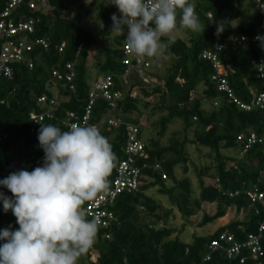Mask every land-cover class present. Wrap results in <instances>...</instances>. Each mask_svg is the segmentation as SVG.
I'll return each mask as SVG.
<instances>
[{"label": "trees", "instance_id": "obj_1", "mask_svg": "<svg viewBox=\"0 0 264 264\" xmlns=\"http://www.w3.org/2000/svg\"><path fill=\"white\" fill-rule=\"evenodd\" d=\"M11 1L0 0V14ZM32 1L39 7L31 8ZM247 1L194 0L203 31L188 38L173 36L171 43L162 37L161 42L167 49L157 62L156 72H147L156 61L145 57L142 61L147 65L140 72L130 69L126 82L124 74L128 66L123 62L126 38L110 31L112 14L118 17L120 14L107 0H46L44 6L39 0H22L9 9L4 17L6 21L12 20L15 24L32 21L33 31L18 34L32 44V49L24 51L22 60L11 64V76L0 77V179L11 172L31 171L39 166L44 155L37 141L39 123L68 130L62 123L66 113L73 111L81 116L92 88L90 81L109 73L114 75L111 87L121 96L115 107L98 98L91 120L98 122L109 116L133 123L138 126L137 136L144 144L138 163L146 166L142 171L147 176L138 189L125 191L115 198L111 209L118 222L106 230L98 227L95 243L79 258L78 264H264V230L261 252L257 253L245 246L240 253L229 255L227 249L233 243L220 240L223 233L233 234V241L242 244L249 234H258L259 225L264 222V207L252 206L245 193L254 186L264 192V144L256 142L244 150L246 139H238L241 134L246 137L252 132L264 138V111L253 105L249 110L244 109L227 91L219 90L218 82L213 79L215 68L211 60L202 56L204 51H215L213 22L207 18L211 13L220 21L225 47L217 57L226 70L229 88L238 100L252 104V94L264 89V74L260 76L257 70L258 61L264 58V49L260 42L251 41L232 50L229 42L234 33L253 36L258 32L261 12L255 0H249L250 6L245 5ZM252 8L256 13L251 16ZM232 12L239 18L236 24L232 22ZM92 15L100 28L88 27L86 21ZM97 36L107 43L101 49V61L96 63L97 76L89 80V57ZM5 40L6 36L0 34V51ZM131 56L135 62L136 57ZM67 64L72 68L68 69ZM54 70L64 75L73 73L74 78L71 82L60 80L53 75ZM42 96L46 97L45 102L39 100ZM51 100L56 102L51 105ZM205 102L210 107H204ZM47 109L52 117L46 116L38 122L31 117ZM143 110L148 113L143 115ZM176 120L178 123L171 129ZM146 123L154 129L143 140ZM98 129L110 142L115 155L110 182L116 167L126 158V126ZM188 144H195L198 151L200 146L206 147L204 156L210 160L209 164L199 166V197H193L188 177L178 179L176 175L179 166L185 174L189 172L188 163L192 158ZM227 149H235L238 154H225ZM156 164L161 166L160 170H155ZM202 176L213 179V183L205 184ZM153 189L167 195L173 205L185 211L186 218L196 214L203 202L215 203L217 212L205 214L198 224L200 227L223 218L228 209L240 216L235 215L236 219L219 226L213 233L192 234V240L185 241L180 229L170 224L173 208L161 204L150 192ZM0 191L12 195L2 187ZM235 191L240 192L230 194ZM9 213L10 210L4 213L0 208V228L10 224L18 227ZM2 222L7 225L2 227ZM175 232L178 233L174 235ZM215 239L220 240L224 249L210 247Z\"/></svg>", "mask_w": 264, "mask_h": 264}, {"label": "clouds", "instance_id": "obj_2", "mask_svg": "<svg viewBox=\"0 0 264 264\" xmlns=\"http://www.w3.org/2000/svg\"><path fill=\"white\" fill-rule=\"evenodd\" d=\"M119 17L111 16V32L126 38L137 59L158 62L166 52L161 42L177 27L202 32L194 0H107ZM220 28L217 29L219 33ZM264 49V36L257 35ZM37 141L42 162L0 179V208L15 217L18 227L0 228V264H78L93 246L97 221L82 206L109 191L115 155L108 139L94 125L73 124L62 130L39 123Z\"/></svg>", "mask_w": 264, "mask_h": 264}, {"label": "built area", "instance_id": "obj_3", "mask_svg": "<svg viewBox=\"0 0 264 264\" xmlns=\"http://www.w3.org/2000/svg\"><path fill=\"white\" fill-rule=\"evenodd\" d=\"M22 0H12L8 8L5 9L4 12L0 14V34H4L6 36V40L4 41L1 51H0V77L2 76H11L12 74V67L11 64L13 62H18L22 60L24 51H29L32 49V44L27 42L25 39L21 38V36H18V34L23 32H32L33 31V22H19L14 23L12 20L6 21L4 17L8 15L9 9L12 8L17 3H20ZM41 5L44 6L46 0H39ZM256 6L259 9V12H261L262 16V22L260 25H258L257 33L253 36H249L247 34H232L229 37L230 47L232 50H237L240 47L244 46L246 43L249 42H259L256 39L257 35L264 36V2L262 0H255ZM29 6L31 8L39 7L35 1H32L29 3ZM207 18L209 20H212L213 22V30L215 33V51H204L202 56L206 59L211 60V63L213 64L215 68V74H213V79L218 82V88L219 90L227 91L228 96L232 98L234 102L237 104H240V106L244 109H251L252 105L255 107H258L264 111V89L261 92H254L253 95V101L252 104L243 103L234 95L232 90L229 88L228 80H227V74L226 70L224 68V65L218 60L217 54L220 52L224 47V41L222 40V32H217V29L220 28V21L215 20L213 18V15L211 13L207 14ZM221 29V28H220ZM13 38V39H12ZM38 43L43 44L44 47H46V44L44 42L37 40ZM63 45L60 47V50H62ZM124 64L128 66L126 69V72L124 74L125 79L124 82H126V77H128V73L130 69H135L140 72V70L143 68V66H146L147 63H144L140 59L132 58L131 52L128 49V45L125 42L124 43ZM32 64L30 63L29 66ZM67 68H72L71 64H67ZM257 70L258 74L260 76H263L264 74V58L260 59L257 63ZM53 75L56 78H59L60 80L66 79L68 82H71L72 78H74L73 73L69 74H62L58 72L57 70L53 71ZM114 80L113 74H106L101 75L96 78H93L90 81V90L88 94V103L86 105V109H84L83 114L81 116H77L75 112L69 111L64 116V119L62 121L63 125L66 128H70L73 124H87V125H94L97 128L100 126H107L114 128H119L122 125L126 126V144L124 146L126 158L122 160L116 167L115 175L112 178V180L109 182V191L107 194H103L98 196L94 201L86 202L85 206L82 207L83 211L85 213L86 218L88 219H94L97 221V226L102 229H108L112 226L113 223L118 222V218L115 215L114 211L111 209V205L113 204V201L116 200L115 198L123 192H131L136 189L142 184V181L144 179L145 173H143L142 169L143 167H146L145 165L141 166L140 163H138V158L143 156V150H144V144L139 140V137L137 136L138 133V126H136L133 123H125L122 119H119L117 117H109L105 116L98 122H93L91 120L92 118V112H93V106L95 101L98 98H103L108 102V105L111 107H115L118 98H120L121 93L117 90H114L113 87H111ZM42 102L46 101V97L42 96L39 99ZM56 101L51 100L50 104L53 105ZM47 109L44 113H40L39 115L32 114L31 117L35 120V122L42 121L46 116L52 117V114L48 112ZM264 113V112H263ZM246 139L245 143V149L249 148L254 143H260L264 144V138L259 137L256 133L252 132L249 134V136H244L241 134L238 136V139L244 140ZM155 170H160L161 166L159 164H156L154 166ZM167 176L165 173H162V178H166ZM240 191H235L234 193H230L231 195L238 194ZM252 203V206H255L256 204H261V206L264 207V192H260L259 189L254 186L251 189H248L245 191ZM264 230V222L260 223L258 228V234L251 233L248 235V238L243 241L242 244L234 242L233 240V234H227L223 233L220 235V240H227L231 241L233 243L231 247L227 249V252L229 255L240 253L242 247H251L252 251L254 253L261 252V245H260V239H261V232ZM107 237H109V234H106ZM220 240H212L210 247L212 249L222 248L224 249L222 243ZM92 248V247H90ZM256 256V255H255Z\"/></svg>", "mask_w": 264, "mask_h": 264}, {"label": "rangeland", "instance_id": "obj_4", "mask_svg": "<svg viewBox=\"0 0 264 264\" xmlns=\"http://www.w3.org/2000/svg\"><path fill=\"white\" fill-rule=\"evenodd\" d=\"M245 5L250 6V1L248 0ZM92 13H94L93 9H92ZM196 13H197V11H196ZM255 13H256L255 9L252 8L250 10V15L252 16ZM231 14L233 17L232 22L234 24H236L238 22L239 18L237 17V15H235V12H232ZM86 22H87V25L90 29H94L97 27L100 28L98 23L95 21L93 15L88 17ZM194 33H196V32L184 29L183 27H177L171 35L172 36H181L183 38H188L190 36V34H194ZM105 43H107L106 40H104L103 38H100L99 36H97L94 39L93 48L90 52V57H89L90 61L88 63L89 64L88 67L90 69V76H91V78H88L89 80L92 79V77L97 76L98 71H97L96 63L101 61V59L103 57V55L101 54V49H102V47H104L103 45H105ZM157 68H158L157 62H152V66L149 69V71H147V72H150V74L155 73ZM160 74L162 76L161 71H160ZM204 105H205L204 107H206V108H207V106H209L208 103L206 104V102L204 103ZM147 113L148 112L146 110H143V115H145ZM155 119H156V117H155ZM177 123H178V120H176V122L170 128L173 129ZM145 125L146 126L144 127L143 133H142L143 140L145 138H147L149 136L150 132H153V129H154V127H152L151 125L147 126V123ZM192 137L193 136L191 135L190 138H192ZM187 150H188V152L192 158V162L188 163L189 164V172L187 174H185L184 171H182V167L179 166L176 169V175H177L178 179L183 178V176L188 177L190 182H191L193 197H199L200 193H201V184H200L201 177L199 175V171H200L199 166L209 164V161H210L207 157L204 156L207 148L200 146L199 151H198V149H196L195 144H188ZM224 153L229 154V155L238 154L235 149H227L224 151ZM30 164L32 165L31 162H30ZM202 179H203L205 184H212L213 183V179L208 178L206 176H204V177L202 176ZM150 192H153L156 199L159 200V202H161V204H163L165 207L173 208V214L170 216V219H169L170 224L175 226L176 228L180 229V231H181L180 235H181L182 239L184 238L185 241L192 240V238H193L192 234L206 235V234L213 233L215 231V229H217L219 226L226 225V224L230 223L231 221H233L234 219H236L238 216H240V215H236L235 210H232V209L229 210L228 209L227 214L223 218H217L214 221H211L206 226L200 227L198 224L203 220L205 214L213 215L217 212V206L215 203L203 202L202 205L200 206V209H197L198 212L196 214L186 218L185 217V211L184 210L181 211L177 206L173 205L171 203V201L169 200L170 198H168L167 195L159 194L156 189H153ZM9 215H10V217L15 219V217L11 214V211H10ZM4 219L7 220L8 219L7 216ZM6 223L2 222L1 226L5 227L7 225ZM178 232H175L174 235H176Z\"/></svg>", "mask_w": 264, "mask_h": 264}, {"label": "bare ground", "instance_id": "obj_5", "mask_svg": "<svg viewBox=\"0 0 264 264\" xmlns=\"http://www.w3.org/2000/svg\"><path fill=\"white\" fill-rule=\"evenodd\" d=\"M243 47V46H242ZM125 78V77H124ZM112 86V85H111ZM118 118V117H117ZM120 119V118H119ZM107 127L110 129L111 127L109 125H107ZM246 193V192H245ZM247 194V193H246Z\"/></svg>", "mask_w": 264, "mask_h": 264}]
</instances>
